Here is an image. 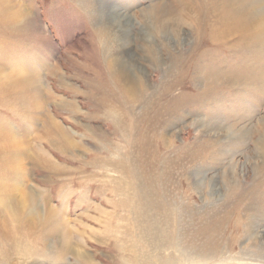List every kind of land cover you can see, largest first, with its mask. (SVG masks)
I'll use <instances>...</instances> for the list:
<instances>
[{
    "label": "rangeland",
    "instance_id": "rangeland-1",
    "mask_svg": "<svg viewBox=\"0 0 264 264\" xmlns=\"http://www.w3.org/2000/svg\"><path fill=\"white\" fill-rule=\"evenodd\" d=\"M6 1L0 130L28 141L30 149L18 144L16 172L26 175L23 190H39L43 203L34 223L15 222L12 209L27 214V202L3 164L10 202L2 198L0 210L12 239H0V264H131L145 217L134 213L146 202L168 212L158 215L173 239L164 258L264 264V43L229 23V0ZM160 10L180 21L168 37L156 27ZM119 16L130 23L127 46L114 24ZM60 127L73 147L60 139ZM47 201L90 262L61 253L44 223Z\"/></svg>",
    "mask_w": 264,
    "mask_h": 264
},
{
    "label": "bare ground",
    "instance_id": "bare-ground-1",
    "mask_svg": "<svg viewBox=\"0 0 264 264\" xmlns=\"http://www.w3.org/2000/svg\"><path fill=\"white\" fill-rule=\"evenodd\" d=\"M5 1L6 0H0V4L2 6H5ZM16 2H18L17 0H15ZM217 1V0H216ZM7 2V1H6ZM229 9H228V21L229 23H234V24H237L241 27V34H243V36H245V39L247 38L248 39H251V38H256L258 37L259 35H261V39L263 40V43H264V0H229ZM16 4V3H15ZM221 4V3H220ZM18 5V4H17ZM20 5V4H19ZM18 5V6H19ZM22 5V4H21ZM223 5V3H222ZM225 5V4H224ZM14 6V4H13ZM218 7V5H217ZM226 7V6H225ZM25 8V7H24ZM157 8V7H156ZM216 8V7H215ZM9 9V8H8ZM14 9V8H13ZM22 9V8H21ZM20 9V10H21ZM217 9H223L222 6L221 8H217ZM17 10V9H15ZM157 10V9H156ZM165 10V9H164ZM2 11V10H1ZM0 11V12H1ZM5 11V10H4ZM10 11V10H9ZM14 11V10H13ZM12 11V12H13ZM24 11V10H23ZM22 11V12H23ZM194 11V10H193ZM216 11V10H215ZM224 11V10H223ZM8 12V11H7ZM19 12V11H18ZM26 12V11H25ZM161 14H159L158 16V24L156 25V27H158V30L159 32L163 35V36H166L168 37L171 33L170 32H173V29L176 27L178 28L179 24H180V21L174 17L170 12H167V11H161ZM14 13V12H13ZM21 13V12H19ZM154 13V12H153ZM158 13V11H157ZM222 13V11L220 12ZM8 14V13H7ZM6 14V15H7ZM104 14V13H103ZM124 14V13H123ZM122 14V15H123ZM224 14V13H223ZM0 15H3V14H0ZM12 17H13V21H15V16L11 13ZM24 15V14H23ZM26 15V14H25ZM30 15V14H28ZM153 15V14H152ZM222 16V14H219ZM182 17V16H180ZM220 17V16H219ZM1 18V16H0ZM25 18V17H24ZM114 18V17H113ZM184 18V17H183ZM218 18V17H216ZM3 19V18H1ZM156 19V18H155ZM197 19V18H196ZM199 19V18H198ZM197 19V21H198ZM221 19V18H219ZM224 19V17H223ZM11 21V18L9 19ZM26 20H27V17H26ZM113 20V19H112ZM115 21V25L119 28V30L123 33L124 37H123V41H124V46H127V42L125 41V37L128 35V32H127V29H128V26H130V23H129V20L125 19L124 20V23H122L123 19L121 18V16L119 17H116L114 19ZM217 20V19H216ZM196 21V20H195ZM194 21V22H195ZM219 21V20H217ZM227 21V22H228ZM3 22H4V19H3ZM25 22V21H24ZM200 22V21H199ZM214 22V21H213ZM257 24L258 25V28L257 31L253 28V31L251 30L252 28V24ZM193 24V23H192ZM217 24V23H216ZM227 24V23H226ZM225 24V25H226ZM253 24V25H254ZM4 25V24H3ZM33 25V24H31ZM30 25V27H31ZM194 25V24H193ZM223 25V24H222ZM229 25V24H228ZM212 26V25H211ZM215 26V25H214ZM227 26V25H226ZM226 26H224L226 28ZM216 27V26H215ZM221 27V26H219ZM29 28V26H28ZM182 28V27H181ZM193 28V27H192ZM19 30V29H18ZM24 30V29H23ZM26 30V29H25ZM29 30V29H28ZM210 29H208L209 31ZM217 30V29H216ZM14 31V30H13ZM179 31V30H178ZM131 35V32H129ZM170 33V34H169ZM175 33V32H174ZM220 33V31L218 32ZM13 34V33H12ZM15 34V33H14ZM179 34V33H178ZM223 34V33H222ZM2 35V34H1ZM208 35V34H207ZM116 36V35H115ZM211 36V35H210ZM222 36V35H221ZM129 37V36H128ZM131 37V36H130ZM129 37V38H130ZM231 37V36H230ZM215 38V37H214ZM166 39V38H165ZM12 40V39H11ZM16 40V39H15ZM121 40V41H122ZM13 41V40H12ZM121 41H118L119 43H121ZM241 41V40H240ZM216 42V41H215ZM218 43V42H217ZM215 43V44H217ZM243 43V42H242ZM123 44V43H122ZM7 45V44H6ZM9 46V45H8ZM122 46V45H121ZM246 46V44H245ZM7 47V46H6ZM204 48V47H203ZM209 47H205V50L208 49ZM124 49V47H123ZM210 50V49H209ZM129 51V49H128ZM199 53L200 52V49L198 50ZM202 51V50H201ZM212 51V50H211ZM261 52V51H260ZM128 53V52H127ZM205 53V52H204ZM203 53V54H204ZM242 53V52H241ZM244 53V51H243ZM196 54V53H195ZM207 54V53H206ZM210 54V53H209ZM208 54V55H209ZM260 54V53H259ZM131 55V54H129ZM207 55V56H208ZM216 56V54H215ZM214 58V57H213ZM124 60V59H123ZM110 61V60H109ZM187 61V59H186ZM194 61V60H193ZM112 62V61H111ZM183 62V61H182ZM184 64V63H182ZM179 65V64H177ZM249 66V65H248ZM27 67V66H26ZM222 68V66H220ZM6 69V68H5ZM31 69V68H30ZM182 69V68H181ZM225 70V68L223 67L222 70ZM14 70V69H13ZM16 70V69H15ZM24 70V69H23ZM123 73L125 74L126 71H127V68L126 66H124L123 68ZM201 70V69H200ZM227 70V69H226ZM199 71V70H198ZM221 71V69H220ZM219 71V72H220ZM1 72V70H0ZM212 72V71H211ZM224 73L226 71H223ZM228 72V71H227ZM29 73V72H28ZM200 75V74H199ZM218 75H220L218 73ZM1 76V75H0ZM6 76V75H5ZM125 76V75H124ZM218 77V76H217ZM215 77V78H217ZM241 78V77H240ZM4 78H1L0 81H2ZM7 79V78H6ZM5 80V79H4ZM32 80V78H31ZM222 80V79H221ZM239 80V79H238ZM28 81V80H27ZM8 82V81H7ZM11 82V81H10ZM26 82V81H25ZM29 82V81H28ZM33 82V80H32ZM3 83V82H2ZM264 83V81H263ZM30 84V83H29ZM216 84H217V80H216ZM218 85V84H217ZM128 86V85H127ZM236 86V85H235ZM5 87V86H4ZM42 89V88H41ZM138 89V87H137ZM130 92V91H129ZM160 93V92H159ZM141 94V93H140ZM163 95V94H162ZM43 96V95H42ZM133 98V97H132ZM145 98V97H144ZM161 98V97H160ZM31 99V98H30ZM131 99V98H130ZM117 100V99H116ZM134 102V101H133ZM24 103V102H23ZM25 104V103H24ZM119 104V103H118ZM135 106H136V103H134ZM164 104V103H163ZM151 106V105H150ZM161 107V106H160ZM136 108V107H135ZM28 109V108H27ZM30 109V108H29ZM154 109V107H153ZM162 109V108H161ZM129 110V109H128ZM164 110V109H163ZM162 110V111H163ZM157 111L159 112L160 110L157 109ZM165 111V110H164ZM170 111V110H169ZM30 113V112H29ZM146 113V112H145ZM155 113V112H154ZM167 113V110L166 112ZM170 113V112H169ZM32 115V114H31ZM146 115V114H144ZM149 115V114H148ZM155 115V114H154ZM161 115V114H160ZM159 116V114H158ZM155 117V116H154ZM134 121V120H133ZM132 121V122H133ZM161 123V122H160ZM204 123V122H203ZM135 124V123H134ZM207 124V123H206ZM133 125V124H132ZM224 126V124H223ZM227 126V125H226ZM263 127V126H262ZM208 128V127H207ZM209 129V130H208ZM207 131H210L213 130L212 129V126L211 128H208ZM220 129V127H219ZM226 130V129H225ZM224 130V131H225ZM244 129L241 130V132H243ZM59 134H60V139L62 141H65L66 144H68V142L70 143V145L73 147L72 145V141L70 139V137L67 135V133L60 127L59 130H58ZM233 132V130L231 128L228 129V133H231ZM219 133V132H218ZM226 135V133H225ZM234 135V134H233ZM227 136V135H226ZM225 136V137H226ZM229 139H231L232 137L231 136H227ZM59 138V137H58ZM234 138V137H233ZM240 139L242 137H239ZM238 139V138H237ZM9 140V143H7V141ZM17 140V139H16ZM228 140V139H227ZM234 140V139H233ZM19 141L18 143L15 142V139H14V135H13V132H4V131H1L0 130V156L2 158L5 159V161L0 164V172H1V168L3 166V164L8 167V165H10L11 167V170H12V179H14L15 177V174H17V184H16V193L18 194V196H21V195H24V198H25V203L27 202V204L24 206L25 207H28L27 209L24 207L23 208V211H27V214H24L22 215L21 213H18L17 210H13L12 209V213H13V218L15 220V222H19L21 223L23 218L24 219H27V221L30 223L32 221V223L35 222L36 220V215L39 216V214H37L36 210L40 209V207L42 206L41 203H43V199L40 195V191L39 190H33V188L31 189H28L27 192H25L23 190V184L26 183V175L24 174V172L22 170H17L16 172V168H17V165H18V159H19V154H18V144L20 143H23V144H27V146L29 147L30 149V146H29V143L28 141H25V140H17ZM71 141V142H70ZM264 142V141H263ZM241 143V141H240ZM230 144V143H229ZM15 145H16V149H15ZM57 145V144H55ZM235 145V147L238 145L237 143L233 144ZM262 145V143H261ZM234 147V149H235ZM264 147V145H263ZM58 148V146H57ZM3 149L5 150V152H3ZM63 149V148H61ZM230 149H233V148H230ZM237 149V148H236ZM236 149L234 151H236ZM256 149V147H255ZM17 150V151H16ZM238 150V149H237ZM231 151V150H230ZM229 151V152H230ZM239 151V150H238ZM11 152H13V155H11ZM254 152V151H253ZM39 153V152H38ZM233 153V152H232ZM260 155L261 153L258 152ZM226 154V153H224ZM10 158V159H9ZM256 158V157H255ZM8 159H9V163H8ZM25 159H30L31 160V154L30 156H27L26 158H21L20 161H22L23 163H26L25 162ZM7 160V162H6ZM6 162V163H5ZM260 162V161H259ZM254 164V163H253ZM256 164V163H255ZM254 164V165H255ZM261 164V163H259ZM262 165V164H261ZM257 165H255L256 167ZM233 168V167H232ZM257 168H261V167H258ZM254 169V167H253ZM262 169V168H261ZM231 176V175H230ZM3 180L0 179V204H4L5 206H7V204L2 200V198H6V200L8 202H10V196L8 195V191H7V185L6 183H3L2 182ZM233 181V180H232ZM236 181V180H235ZM233 183V182H232ZM235 184V183H234ZM231 186V185H230ZM239 186V184H238ZM118 187V186H117ZM233 187V186H232ZM115 190H118V189H115ZM232 190V189H231ZM118 192V191H117ZM126 192V191H125ZM239 192V191H238ZM122 193L123 190H122ZM130 193V192H129ZM237 193V192H236ZM120 194V193H119ZM128 194V193H127ZM146 194V193H145ZM148 194V193H147ZM130 195V194H129ZM125 196H126V193H125ZM132 196V194H131ZM129 197V196H128ZM141 197V196H140ZM145 197V195H144ZM149 197V195H148ZM125 198V197H124ZM148 199V198H147ZM153 199V197L151 198ZM42 200V201H41ZM124 200V199H123ZM131 200V198H130ZM137 200V199H136ZM140 200V199H139ZM146 200V199H145ZM125 201V200H124ZM152 201V200H151ZM127 202V201H126ZM129 202V200H128ZM127 202V203H128ZM135 202V201H133ZM157 202V201H156ZM10 204V203H8ZM129 204V203H128ZM127 204V205H128ZM138 204L137 201L136 203L132 204L133 206ZM45 207H46V214L43 216V218H45V221L44 223L47 224V228L49 230H51V232L57 236L59 238V241H60V246L61 247L60 251H62L61 253L63 254H68V253H78L79 254V257L82 258V259H85V260H88L87 259V255H85L84 253H79V245L76 242L73 241V238H72V229L71 227L68 225V221L67 219L64 217L63 213H61L56 207H54L52 204L49 203V201H47V203L45 202V204H43ZM166 205V204H165ZM20 206V205H19ZM129 207V206H128ZM144 207V208H143ZM141 207L139 213L135 212L134 214L137 215V217H140V216H145L143 219H141L143 222H141L142 224L139 223V233L137 235V243H139V245L141 244V242H143V244L145 245V247H139V252L138 254H135L134 257L132 256V262L131 264H175L177 262V257L172 259L173 261L167 259V258H164L162 254H160L161 251L163 250H166V251H171V240L172 239V232H169V231H166L164 229H161L159 228V223H158V215H160L161 213L163 214H167L168 215V212L167 211H164L162 209V207L159 205L158 206H154L153 204H149V202H146V205ZM98 208H102L101 206ZM131 208V207H130ZM136 208H140L139 206L136 207ZM135 208V209H136ZM20 211L22 209H19ZM100 212L102 209H99ZM98 210V211H99ZM137 210V209H136ZM135 211V210H134ZM175 211V210H174ZM2 212V213H1ZM0 213H1V219H0V227H1V233H0V239H3V240H11L12 238H10V235H11V231L8 229V225L5 223L4 221V217H2V215L4 214V210H0ZM139 215V216H138ZM156 216H157V219H156ZM171 216V215H169ZM168 216V217H169ZM94 217V216H93ZM136 217V216H135ZM162 217H165L162 216ZM126 219V218H125ZM44 220V219H43ZM135 220V218H134ZM139 221V220H138ZM41 222H38L36 224H33L32 226H37L39 225ZM130 224V223H129ZM187 224V223H186ZM108 225V223H107ZM166 225V224H165ZM109 227V225H108ZM119 227V226H118ZM252 227V226H251ZM171 228V227H170ZM169 229V228H168ZM118 230V229H117ZM127 230V229H125ZM124 230V232H125ZM130 230V229H129ZM181 230V229H180ZM128 231V230H127ZM119 233H121V231H118ZM123 233V232H122ZM132 233L135 235V233L132 231ZM124 234V233H123ZM126 234V232H125ZM130 231H129V234L128 236L130 235ZM175 234V233H174ZM77 235V234H76ZM75 235V236H76ZM133 235V236H134ZM122 236V235H121ZM176 236V235H175ZM116 237V236H115ZM174 237V236H173ZM79 238V237H78ZM105 238H106V235H105ZM119 240L120 238L122 239V237H120L119 235ZM177 238V237H176ZM48 239V238H47ZM46 239V241H47ZM116 239V238H115ZM125 240V237L123 238ZM15 239L12 240V242H14ZM117 240V241H119ZM116 241V240H115ZM116 241V242H117ZM169 241V242H168ZM181 241V240H180ZM121 243V242H120ZM123 243V242H122ZM175 243V242H174ZM126 245L125 243L123 244V246ZM122 246V247H123ZM176 246V245H175ZM81 247V246H80ZM121 247V248H122ZM129 247V246H128ZM133 245H132V250H133ZM118 249V247H117ZM121 250V249H120ZM173 250V248H172ZM177 251L180 252V256H182L183 258H185L188 253L185 252L183 249H176ZM123 251H124V248H123ZM212 252V251H211ZM121 253V252H120ZM184 253V254H183ZM29 254V253H28ZM60 254V253H59ZM170 255V253H168ZM207 255V254H206ZM61 256V254H60ZM126 256V255H125ZM129 257V256H128ZM207 257V256H205ZM124 258V257H123ZM127 258V257H126ZM91 259V258H90ZM189 258H186V260L188 261ZM128 260V258H127ZM0 261H2L0 259ZM3 261H5L3 259ZM123 261V260H122ZM218 262L217 264H226L225 262L226 261H221L220 259H216V260H213L212 258H206V259H202V258H192L190 260V262H188V264H211L212 262ZM88 262H90L88 260ZM179 261L176 263L178 264ZM125 264V263H123ZM129 264V263H128ZM186 264V263H185ZM215 264V263H214Z\"/></svg>",
    "mask_w": 264,
    "mask_h": 264
}]
</instances>
